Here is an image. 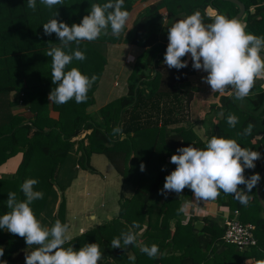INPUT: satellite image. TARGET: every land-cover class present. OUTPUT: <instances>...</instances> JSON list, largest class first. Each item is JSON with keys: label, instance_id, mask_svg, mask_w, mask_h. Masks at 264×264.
Instances as JSON below:
<instances>
[{"label": "trees", "instance_id": "trees-1", "mask_svg": "<svg viewBox=\"0 0 264 264\" xmlns=\"http://www.w3.org/2000/svg\"><path fill=\"white\" fill-rule=\"evenodd\" d=\"M241 1L246 5V12L239 22L246 26V32L264 36V0ZM107 2L109 0H63V5L48 9L36 0L33 11L27 7V0H0V93L16 90L23 94L19 102L28 103V112L32 114L29 119L13 116L0 126V164L17 153L23 154L15 173L0 176V216L10 211L6 204L9 192H16L20 201L25 199L20 186L31 178L38 180L34 190L44 194L43 199L30 205L37 218L43 222L44 214L48 213L51 221L45 227L49 228L57 219L67 223L65 191L69 184L61 180L60 170L74 154L77 164L96 172L91 157L105 154L124 182L135 186L134 193L123 198L116 218L72 238L65 248L73 246L78 251L85 244L98 243L103 253L98 264H264V205L257 185L247 194V205L223 192L215 199L230 212L229 218L238 217L242 222L255 224L257 245L244 250L224 242L222 220L206 218L200 230L196 224L198 215L185 220L186 208L179 211L184 206L183 198L187 195V200L196 202L189 188L179 195L170 192L167 198L159 194L166 176L176 168L170 159L177 154V149L190 145L204 149L212 136L234 139L242 147L261 153V158L255 161L256 167L245 169L246 178L264 171V110L258 111L264 102V91L255 94L257 85L254 83L248 96L251 102L245 104L238 103L231 87L223 93H215L219 101L211 105L212 116L207 113L200 121L203 126H208L206 121L211 120L209 135L203 139L189 124L196 89L176 87L177 82L186 79V73L187 76L195 75L197 70L193 69L192 61L188 67L179 70L163 64L168 39H163L160 34V23L176 22L199 11L203 23L210 24L215 16L207 15L208 9L231 19L239 7L227 0H125L124 10L129 12V19L119 37L112 36L109 27V34L101 35L95 41L70 45L71 52L79 48L86 59L73 60L66 71L76 67L88 77H97L87 94V101L77 104L73 99L63 105L51 103L48 96L56 85L51 79V57L45 53L49 42L55 44L53 46H62L55 33L44 35L43 24L55 18L56 12L59 21L69 26L79 24L90 14L91 4ZM145 2V7L139 8L133 17L137 7ZM164 8L166 14L161 12ZM131 24L133 27L129 29ZM121 42L143 49L129 75L128 92L103 106L99 117L92 116L88 108L95 102V91L108 63V44ZM64 50L71 54L69 49ZM183 59L186 60V56ZM180 92L184 95L180 96ZM170 94L177 99L171 103L172 108H178L173 118L166 119V113L153 117L143 111L148 101L152 102L156 97L169 98ZM160 103L158 100L157 108ZM50 105L59 113L58 118L50 115ZM230 113L239 118L234 128L227 123ZM178 122L191 126H172ZM250 123L254 125L251 135H244ZM116 127H122V137L120 133L112 135ZM141 163L146 166L143 172ZM71 177L69 180L73 179ZM261 185L262 182L259 188ZM239 189L247 192L245 185H240ZM56 200L59 203L54 208ZM48 208L55 210L47 212ZM134 223L139 228L134 227ZM129 230L137 234L136 244L112 248L111 241ZM152 244L159 247L155 259L141 251V247ZM27 247L25 238L0 229V248L4 249L0 261L7 264L16 261Z\"/></svg>", "mask_w": 264, "mask_h": 264}, {"label": "clouds", "instance_id": "clouds-1", "mask_svg": "<svg viewBox=\"0 0 264 264\" xmlns=\"http://www.w3.org/2000/svg\"><path fill=\"white\" fill-rule=\"evenodd\" d=\"M48 9L56 5H63V0H40ZM125 0H109L104 4H91L90 14L85 15L82 22L69 26L56 17L43 24L44 35L53 33L58 37L62 47L48 43L45 53L51 57V79L56 85L49 93L51 103L63 105L70 100L77 104L88 99V92L95 83V75L88 77L78 68H66L73 60L83 61L86 56L77 48L71 52L70 45H79L82 41L92 42L101 35L109 34L119 37L124 31L129 19V12L124 10ZM27 7L36 10V0H27ZM168 46L163 64L177 70L188 67V61L183 58L191 55L192 67L207 73L202 80L207 83L214 93H223L231 87L235 90L234 98L244 100L249 96L256 79L264 78V36H256L246 32V26L237 19H229L223 14L215 15L210 24L203 23L199 11L177 20L167 30ZM64 49H69L71 54ZM239 118L234 114L227 116V123L235 127ZM254 128L249 124L244 135H251ZM121 134L122 127L113 129L112 135ZM261 158V153L247 147H242L234 139L212 136L206 142L204 149L194 145L180 147L177 154L171 156L170 162L176 165L165 178L160 195L167 198L168 193L178 195L185 188H189L196 201L215 200L223 192L233 195L241 204L247 205L248 193L259 183V173L250 178L244 175L245 169H254L255 161ZM140 170H146L141 163ZM162 170H165L162 168ZM36 179H26L20 186L25 199H17L16 192H9L6 201L9 212L0 216V229L25 238L28 248H35L26 252L25 264H98L103 253L98 243L85 244L78 251L73 246L64 247L72 238L69 236V225L56 220L49 228L43 226L30 205L43 199V192L36 191ZM245 185L247 192L239 189ZM185 210L184 206L179 209ZM139 228L138 224L133 225ZM83 234V233H82ZM137 234L131 230L121 233L111 241L112 248H126L136 244ZM138 246V245H137ZM141 251L149 258L155 259L159 255V247L152 244L145 245ZM4 249L0 248V257ZM0 264H7L0 261Z\"/></svg>", "mask_w": 264, "mask_h": 264}, {"label": "crops", "instance_id": "crops-1", "mask_svg": "<svg viewBox=\"0 0 264 264\" xmlns=\"http://www.w3.org/2000/svg\"><path fill=\"white\" fill-rule=\"evenodd\" d=\"M144 7L145 6H143L142 8H144ZM138 11L139 10L136 9L135 13L133 14V17H134V15L137 14ZM165 11H167L165 8L161 10L162 13H165ZM216 13L217 12L214 9H208L207 10V15L215 16ZM132 27H133V24L129 25V29H131ZM166 43L168 44L169 41H166ZM142 51H143L142 48H140L139 46L134 45L132 43L121 42V43H115V44L114 43L108 44V51H107L108 63L105 67V71L102 75L99 86L97 87V89L95 91V102L92 105H90V107L88 108L89 114H91L92 116H95V117H99L100 109L103 106H105L107 103L111 102L112 100L127 94L129 75L131 74V72L133 70V66H134V63H135L137 57L142 53ZM186 60L188 61V64L192 61L190 54H188L186 56ZM198 72H199V70H197V72H195L196 76H197ZM202 73L204 74V72H202ZM190 77L191 76H187V73H186V77H185L186 79L183 80V83L184 84L187 83ZM121 79H124V81H125V84L122 87H120L121 83L119 82V80H121ZM177 83H182V82H177ZM255 84L257 85L256 86L257 90L254 92L255 94L258 92L264 91V78L256 79ZM117 87H120V88H117ZM179 94H180V96L184 95V94H182V92H180ZM22 95H21V93H19L16 90L8 92V93H0V126L8 123L13 116L19 115L25 119H29L31 117L32 114L30 112H28V107H29L28 103H26L25 101L19 102L20 98H22ZM252 96H253V93H252ZM167 99H169V103H173V101L177 100V99H175L174 94H170L169 98H167ZM193 99L195 100V98H193ZM158 100H160V102L162 103V99L160 97L154 98L153 99L154 102L148 101L147 103H145V106L143 107V111L153 115V117L154 116L159 117L161 114L163 115L164 113H166L167 114L166 119L168 117L173 118L174 113L176 115L178 108L175 106H174L175 108H172L171 104L162 105L161 103H160V107L157 108L158 107ZM247 101L251 102V100L248 97H246L242 101L238 100V103L239 104L240 103L245 104ZM250 104L251 103H249L248 105H250ZM209 105H210V103H209ZM192 107H193V103H192ZM50 109H51L50 115L53 118H58L59 113L57 111L53 110L52 105H50ZM171 109L173 110V112L170 111ZM262 109L264 110V102L258 111L261 112ZM192 110H190V119L192 118ZM206 110H208V109L207 108L203 109L201 111L200 115L198 116L199 117L198 119H200V121H202L205 118V115L207 113L204 116H203V114L206 112ZM138 112H141V110ZM175 118H176V116H175ZM200 121H198V122L195 121V123H192V121H191V123H189V124H193V128L198 132V134H199V132L200 133L203 132V130H204L203 127H205V129H207V126H203L202 124H200ZM171 122H172V120H171ZM183 124H184V122H178L177 124L173 123V125H176V126L177 125H183ZM200 137H201V135H200ZM203 139H206V138H203ZM22 158H23V154L20 152V153H17L16 155L10 157L5 162L1 163L0 164V176L11 175V174L15 173L17 168L19 167L21 161H22ZM93 158H94V155L91 157V165L96 169V167L93 164ZM71 160L73 161V163H68ZM76 160H77L76 156L74 154H72L71 159H69L67 161V163L62 167V169L60 170V173H59V175L61 176V180L66 181V183L69 184V186L67 187V189L65 191L66 192L65 196H66V210H67L66 219H67V224L70 226L69 227V236L71 238L77 237V236L81 235L82 233H85L88 229H90L92 227L99 226L103 223H106V222H108V221H110V220H112L118 216L117 215V216L112 217L108 211L105 214L102 211L98 212V211L94 210L93 209L94 197L91 196L90 199L88 200V198L86 196V200H84V195H85V192H87V190L85 192H83V200H80V201L75 202V203H69L68 202V200H67L68 192L73 191V187L75 185L77 186L79 183L80 184L82 183L84 185V178L87 175H90L87 171H89L91 173V176H94L92 179V183H90L89 186H91V188H94L95 191L96 190H103L102 187L109 186L114 181V179L110 177L111 173L109 172V173L103 174L102 177L105 181L102 183V180L99 178L100 174H96L97 169H96V172H92L90 170L84 169L79 164H77ZM80 171H82V172L80 173ZM70 176H72L71 179L73 178L71 180V182H69ZM108 176L110 178H108ZM260 176H262L261 177L262 185L260 187L259 192H260V196L262 197V195H261V190H262V194H263L262 200L264 202V171L260 174ZM184 199H186V201H185V204L183 203V205L185 208H187V206H188L187 202H190L191 200L187 201V198H184ZM96 201H97V199H96ZM58 203H59V201L56 202L55 208L58 207ZM120 203H121V201L119 198L118 214L120 211V205H121ZM192 203H194L198 208H200L199 204L203 205L202 200L200 203H199V201L195 202L193 200ZM100 205H101V209L106 207L105 202H100ZM209 209H208V211H205V212H208V214L209 213L217 214L219 212L220 215H222V214H224L226 216L230 215L229 211H228L229 213L223 211V209H225V208L221 207V204L218 202H215V204L210 205ZM102 210H105V209H102ZM196 210H197V208H196ZM197 212L203 213L204 211L201 209H198ZM47 214L48 213L44 214L42 221L48 224L51 221V216H48ZM71 214H74L72 220L69 217V215H71ZM192 216H194V215H192ZM263 216H264V213H263ZM190 217L191 216H189L187 213V217L185 218V220L190 218ZM206 218L207 217H199L197 219L196 224L199 227L197 229L200 230L202 228V226H204V224L206 223ZM34 248H35V246H33L32 248L27 247L25 250H23L21 256L16 261L11 262L9 264H25L26 252L32 251Z\"/></svg>", "mask_w": 264, "mask_h": 264}, {"label": "rangeland", "instance_id": "rangeland-1", "mask_svg": "<svg viewBox=\"0 0 264 264\" xmlns=\"http://www.w3.org/2000/svg\"><path fill=\"white\" fill-rule=\"evenodd\" d=\"M145 4H146V2L145 3H141L140 6L137 7V10L139 8H142ZM165 13H167V11H165ZM174 23L175 22L165 21V22L159 24V26H160V34L163 36V39L164 38H165V40L168 39L167 30ZM160 69L162 71H164L163 68H160ZM202 72H203L202 70L201 71L199 70V72L197 73V76L196 75H191V77L189 78L188 82L185 83V84L183 82L176 84L177 89H180V88H183V87L186 88V87H189V86H191V87L196 89V92L194 93V96H193V98H195V100H196L195 101L193 99V107H192V109L194 111L192 110V118H191V120L189 118L190 122L192 121V123H195V121L196 122L200 121V119H198L199 118L198 116L200 115L201 111L203 109H206V108L208 110H206V112L203 114V116L206 113H209L210 117H211L213 113L210 112V110L212 109V107H210V106L215 104L217 101H219L218 95H216L211 90L210 86L202 80V77L206 76V74H207L205 72L203 74ZM119 82L121 83L120 87H122L125 84L124 79L119 80ZM120 87H117V88H120ZM185 98L187 99L186 96H185ZM209 103H210V105H209ZM161 104L162 105H169L171 103H169V99L164 98V99H162V103ZM185 117L186 118L189 117L187 113L185 114ZM210 122H211V120L208 119V121H206V124H209L207 126V129H205V127H203V129H204L203 132H201V133L199 132V134L201 135V138H206L209 135V128L211 126ZM183 125H177V127L178 126H183ZM172 126L176 127V125H172ZM184 126H186V125H184ZM189 126H191V125L187 124L186 127H189ZM192 126H193V124H192ZM262 159L264 160V157H262ZM68 163H73V161L71 160ZM93 164H94V166L97 169L96 174H100L99 178L102 180V183L105 181L103 179V177H102L103 174L109 173V172L111 173L110 177L114 179L113 183L111 185H109V186L102 187V189L104 191L103 190H96L95 191L94 188H91V186H89V184L92 183V179H93L94 176H91V173L89 171H87L90 175H87L84 178V185L85 186L82 183L81 184L79 183L77 186L75 185L73 187V191H69L68 192L67 200H68L69 203H75V202H78L80 200H83V192H85L87 190V192H85V195H84V200H86V196H87L88 200L90 199L91 196H93L94 197V201H93V209L94 210H96L98 212L102 211L105 214L108 211L109 214L112 217L117 216L118 215V210H119L118 209V207H119V198H120V201H123L124 197L125 198L130 197L134 193L135 186L133 184H131V183H128V182L125 183L124 182L122 175H120L117 172V170L111 164V162L109 161V159L107 158V156L105 154H96V155H94ZM81 172L82 171H80V173ZM110 177L108 176V178H110ZM69 182H71V180H69ZM184 191H185V189L183 190V192ZM183 192H182V194H183ZM65 194H66V192H65ZM261 195L263 197L262 190H261ZM262 197H261V199H262ZM185 198H187V195L185 196ZM96 199H97V201H96ZM185 201H186V199L184 200V198H183V203L184 204H185ZM214 201L213 200L202 201L203 205L199 204L200 208H198L194 203H192V201L187 202L188 206L186 208V212L188 213L189 216L198 215V217H207V218L211 217L212 219L222 220L223 217L226 216V215H224V214L220 215L219 212L217 214H214V213H209L208 214V212H205V211H208L210 205L215 204V202H217V201H215V202ZM56 202H57V200L54 203V208H55ZM100 202H105V204H106L105 206L106 207L102 208V209H105V210L101 209ZM200 202L201 201H199V203ZM196 208H197V210H196ZM198 209L203 210L205 213L204 212L203 213L197 212ZM223 211L224 212H228L227 209H223ZM47 212H54V209L48 208ZM73 216H74V214L69 215L71 220L73 219ZM42 224H43V226H46L47 223L42 222ZM138 236H141V234H139ZM141 242L142 241H140V243ZM140 243H138L139 246H141ZM21 254H20V256H21ZM129 255L133 256V253L130 252ZM248 264H250V263H248Z\"/></svg>", "mask_w": 264, "mask_h": 264}, {"label": "built area", "instance_id": "built-area-1", "mask_svg": "<svg viewBox=\"0 0 264 264\" xmlns=\"http://www.w3.org/2000/svg\"><path fill=\"white\" fill-rule=\"evenodd\" d=\"M236 213L238 214L237 211ZM229 217L227 215L222 219V223L225 226L224 242L233 244L240 250L257 245V239L254 234L256 229L255 224L252 222H242L238 217Z\"/></svg>", "mask_w": 264, "mask_h": 264}, {"label": "water", "instance_id": "water-1", "mask_svg": "<svg viewBox=\"0 0 264 264\" xmlns=\"http://www.w3.org/2000/svg\"><path fill=\"white\" fill-rule=\"evenodd\" d=\"M227 1H231V2L235 3V4L239 7V11H238V13H237L233 18L237 19L238 21H239L240 19H242V18L244 17V15H245V12H246V5H245V3H244L243 1H241V0H227ZM233 18H231V19H233ZM261 56H262V58H264V53H261ZM261 177H262V176H261ZM260 181H261V180H260ZM260 181H259V183L257 184V188H258V195H259V197L261 198V196H260V192H259V190H260V188H259V186H260ZM261 200H262V199H261ZM262 203H263V205H264L263 200H262Z\"/></svg>", "mask_w": 264, "mask_h": 264}]
</instances>
